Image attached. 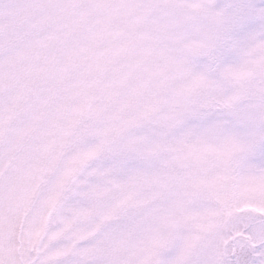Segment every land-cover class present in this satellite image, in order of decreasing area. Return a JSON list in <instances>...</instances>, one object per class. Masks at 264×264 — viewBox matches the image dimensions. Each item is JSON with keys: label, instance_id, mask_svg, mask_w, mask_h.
<instances>
[{"label": "snow or ice", "instance_id": "obj_1", "mask_svg": "<svg viewBox=\"0 0 264 264\" xmlns=\"http://www.w3.org/2000/svg\"><path fill=\"white\" fill-rule=\"evenodd\" d=\"M0 264H264V0H0Z\"/></svg>", "mask_w": 264, "mask_h": 264}]
</instances>
